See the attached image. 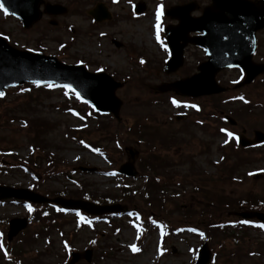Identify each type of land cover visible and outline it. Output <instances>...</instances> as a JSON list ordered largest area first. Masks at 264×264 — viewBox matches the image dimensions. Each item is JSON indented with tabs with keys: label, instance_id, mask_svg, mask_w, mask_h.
<instances>
[{
	"label": "rangeland",
	"instance_id": "obj_1",
	"mask_svg": "<svg viewBox=\"0 0 264 264\" xmlns=\"http://www.w3.org/2000/svg\"><path fill=\"white\" fill-rule=\"evenodd\" d=\"M96 1L116 18L94 24L88 12ZM70 5L77 11L65 14L63 30L48 32L44 23L24 30L0 10V36L12 48L81 64L121 83L119 120L91 112L74 94L54 86L5 90L0 186L49 198L84 197L115 206L117 213L80 226L75 214L57 217L59 209L34 205L36 220L27 206L1 205L0 264H56L64 254L83 250H91V264H195L203 244L211 253L209 264H264V230L239 226L234 215L264 204V144L251 149L236 144L242 131L248 138L264 133V73L235 86L239 72H219L217 84L228 89L218 95L162 92L163 85L195 70L187 62L164 73L161 32L169 20L157 21V3L149 2L138 17L121 1L71 0ZM169 5L165 0L161 6ZM257 44L254 62L264 64V32L257 34ZM188 52L193 64L197 52ZM221 113L234 124L222 122ZM125 165L135 174H119ZM16 216L29 217L30 224L8 243L6 222Z\"/></svg>",
	"mask_w": 264,
	"mask_h": 264
},
{
	"label": "water",
	"instance_id": "obj_2",
	"mask_svg": "<svg viewBox=\"0 0 264 264\" xmlns=\"http://www.w3.org/2000/svg\"><path fill=\"white\" fill-rule=\"evenodd\" d=\"M39 1L0 0V4L3 5L7 13L16 16L26 27L37 20ZM186 21L182 20V25L166 32L169 60L163 71L171 73L181 66L182 47H178L175 40L177 35H183L184 38L189 32H205L203 40L199 42L190 40V43L204 46L209 61L198 68L197 75L168 86H162L160 88L162 92L172 88L177 93L189 97L218 94L221 92V88L215 83L214 75L219 70L239 65L247 75L246 82L264 71V66L253 65L250 61L254 46V34L256 31L264 29V0H260L257 4H251L244 0H212V5L205 10L202 19ZM222 36L235 38L238 42L234 43V47L231 49H223L218 42L219 37ZM248 36L251 52L249 49V55L244 56L242 48L246 46ZM234 49L240 52L241 57L224 58L220 54V50ZM23 83L68 86L94 106L97 111L109 112L115 117L118 116L121 106V102L115 97V90L120 87V84L114 82L109 76L103 73L90 74L82 66L63 65L53 57L17 51L0 38V93L8 87ZM262 142H264V134L259 132L254 133L252 141L244 138L239 139V144L242 147H250ZM120 173H125L128 176L135 174L132 166L129 165L123 166ZM7 199H22L40 204L48 202L47 199L25 189L0 187V201ZM51 202L63 208L79 209L90 215L115 213L118 209L115 206H100L80 200L54 199ZM234 215L243 219L255 218L264 223V214L242 212ZM26 225V219L11 220L7 234L8 241L23 230ZM209 256L210 252L207 246L203 245L198 253L196 264H208ZM90 259L91 251L73 253L68 264H74L79 260L90 262Z\"/></svg>",
	"mask_w": 264,
	"mask_h": 264
},
{
	"label": "flooded vegetation",
	"instance_id": "obj_3",
	"mask_svg": "<svg viewBox=\"0 0 264 264\" xmlns=\"http://www.w3.org/2000/svg\"><path fill=\"white\" fill-rule=\"evenodd\" d=\"M70 1L71 0H42L40 5H39V11H40V20L36 23H44L42 30L45 32H48V28L51 31H60L63 30L64 26L62 25L61 20L68 14H73L75 11H77L76 9H73L70 5ZM111 3H119V1L124 2V4L127 6V9L130 13H132V16L138 17L141 16L142 14H145L147 11V5L149 4V2H153V3H157L158 5V9H162L160 11V15L162 13V15H164V18L168 19L169 22L165 25L166 26H174L177 24L179 19H190V20H194V19H199L201 18V15L203 14L204 9L210 5V0H171L172 1V5H169L168 7H163L162 8V4L164 3L165 0H137L131 4H129L130 0H109ZM250 2H257L258 0H248ZM104 2L101 1H96V4H100L102 6ZM148 3V4H147ZM60 5L63 6L67 9V14L65 16H51L48 15V13L46 12L45 8L47 5ZM65 4H68V6H66ZM136 4L140 5V9H144V13H140V14H136L134 13V6ZM112 10V9H111ZM107 11L109 12V8H107ZM114 11V10H113ZM163 11V12H162ZM169 11H174L172 13V15H169L167 12ZM166 14H168L170 16L167 17ZM109 20L112 21L114 18H116V13L115 12H109ZM163 17V16H162ZM33 25L31 28L33 29L35 26ZM97 24V23H95ZM60 29V30H59ZM264 32V31H263ZM45 34V33H43ZM258 34V33H257ZM195 36H198L197 34H189L188 38H193ZM188 50H192L193 52H197L195 54V56H197L194 60H193V64L190 60L187 59V55L189 54ZM257 55V50L253 55V61L254 58ZM205 61V57H204V53L202 50L198 49V48H194L192 46H186L184 48V63L183 66L188 62L190 63L192 66V68L195 70L197 68V66L199 64H201L202 62ZM194 72H191L189 75H192ZM225 79V78H224ZM225 91H227V87L226 84L224 86ZM222 115V121L224 119V113H221ZM244 133V131H242ZM63 262H56V264H64L65 263V254L63 255Z\"/></svg>",
	"mask_w": 264,
	"mask_h": 264
},
{
	"label": "snow or ice",
	"instance_id": "obj_4",
	"mask_svg": "<svg viewBox=\"0 0 264 264\" xmlns=\"http://www.w3.org/2000/svg\"><path fill=\"white\" fill-rule=\"evenodd\" d=\"M0 10H3V5H2V4H0ZM159 17H160V11H159V9H158V10H157V21H159ZM141 63H143V61H141ZM65 87H67V86H65ZM0 96H3V93H0ZM77 96H78V98H79V95H78V94H77ZM172 103H173L174 105H177V101H175V100H173ZM177 106H178V105H177ZM193 107H195V106H193ZM228 135H231V133H228ZM29 210H31V209H29ZM78 215H79V213H78ZM261 227H264V225H262ZM132 251H133V252H138L139 249L136 248L135 246H132Z\"/></svg>",
	"mask_w": 264,
	"mask_h": 264
},
{
	"label": "trees",
	"instance_id": "obj_5",
	"mask_svg": "<svg viewBox=\"0 0 264 264\" xmlns=\"http://www.w3.org/2000/svg\"><path fill=\"white\" fill-rule=\"evenodd\" d=\"M78 198H81V197H78Z\"/></svg>",
	"mask_w": 264,
	"mask_h": 264
}]
</instances>
